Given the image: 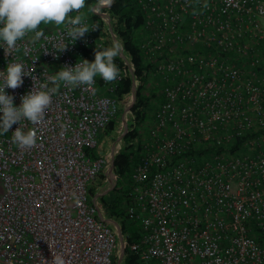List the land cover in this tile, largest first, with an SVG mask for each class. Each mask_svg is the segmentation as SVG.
<instances>
[{
  "label": "built area",
  "instance_id": "built-area-1",
  "mask_svg": "<svg viewBox=\"0 0 264 264\" xmlns=\"http://www.w3.org/2000/svg\"><path fill=\"white\" fill-rule=\"evenodd\" d=\"M134 1L143 16L136 43L155 107L127 142L136 157L125 213L137 222V235L128 239L120 229L119 264L125 250L138 264H264V0H207V8L204 0ZM105 9L83 10L97 28L74 43L65 25L54 24H41L45 36L29 33L12 54L0 43V71L14 61L35 69L21 87L5 89L14 106L62 66L91 62L96 47L121 40ZM114 62L117 80L96 77L95 92L62 85L42 124L22 120L0 135V264H51L52 253L65 264H116L113 218L88 193L99 172L104 180L95 193L116 181L110 153L95 149L118 112L119 82L133 73L125 53ZM19 126L37 128L35 147L12 142Z\"/></svg>",
  "mask_w": 264,
  "mask_h": 264
},
{
  "label": "clouds",
  "instance_id": "clouds-1",
  "mask_svg": "<svg viewBox=\"0 0 264 264\" xmlns=\"http://www.w3.org/2000/svg\"><path fill=\"white\" fill-rule=\"evenodd\" d=\"M226 2L231 6V0ZM112 3L113 0H102L104 7H111ZM87 6V0H0V43L5 46V54H12L17 49V42L29 33H34V39L37 40L44 37L41 24L65 25L66 34L73 43L78 38H83L90 30L97 28L87 23L88 17L83 12ZM96 6H101V0H97ZM207 7V0H204L203 8ZM72 13L76 15L72 16ZM65 48L66 44H63L58 50ZM124 51V44L119 39H114L109 47H96L93 61L80 59L73 66H62L45 83H41L39 87L33 86L31 91L21 96L18 107L14 106V97L6 94L5 89L15 90L21 87L22 77L32 76L35 69L33 67L29 70L19 61L7 64L4 71H0V135L8 133L13 124L20 125L22 120L36 126L42 124L52 104V97L62 85L70 89L85 86L95 92L96 77H100L105 83L117 80L120 69L114 60ZM59 127L62 130L60 135L63 136L67 125L61 123ZM12 133V142L22 149H31L37 144L36 127L25 131L19 126ZM45 264L48 262L45 261ZM51 264H65V260L61 255L52 253Z\"/></svg>",
  "mask_w": 264,
  "mask_h": 264
},
{
  "label": "trees",
  "instance_id": "trees-1",
  "mask_svg": "<svg viewBox=\"0 0 264 264\" xmlns=\"http://www.w3.org/2000/svg\"><path fill=\"white\" fill-rule=\"evenodd\" d=\"M97 3V0H87V5L91 6ZM109 16L112 20V28L116 35L121 39L124 44L128 60L133 67V77L137 82L135 90V99L130 105L129 110L134 115L136 124L131 128V119L127 121V130L121 138V144L113 155L112 170L116 174V181L114 185L104 194L98 196V201L105 211L107 216L115 219L121 231L129 233L128 239H132L137 235V222L130 220L126 213L125 208L128 206L129 200L126 199V191L128 189L127 172L136 157V149H132L128 140L137 133V125L147 122L155 103L150 100V93L145 92L146 87V74L142 71V57L136 43V32L141 26L143 16L142 12L137 7L134 0H113L111 7H106ZM92 18H98L96 14H92ZM131 90V78L129 75L123 76L115 94L121 99L122 93H127ZM147 110H151L149 115ZM119 112V110H118ZM119 123L117 114L115 118L109 120L105 127L100 131V134L107 133L113 130ZM104 180V175L99 172L96 179L88 188L89 195L95 193L96 187L101 185ZM263 241V239H260ZM264 244V243H263ZM122 264H138L135 255L129 254L125 250Z\"/></svg>",
  "mask_w": 264,
  "mask_h": 264
},
{
  "label": "rangeland",
  "instance_id": "rangeland-1",
  "mask_svg": "<svg viewBox=\"0 0 264 264\" xmlns=\"http://www.w3.org/2000/svg\"><path fill=\"white\" fill-rule=\"evenodd\" d=\"M84 11H86V10H84ZM135 85H137V82L135 83ZM145 92L147 93V88L146 87H145ZM130 97H131V94H130V91H129L127 94H125L120 99L119 108H118L119 112H117V118L119 120V123L116 125V127L113 130H111V131H109L107 133H105V132L102 133V134L99 133L98 136H97V142H96L95 149L98 152H100L102 155H105L106 156V154L110 153V148H111V145L112 144H115V148H118V146L122 142L121 139L120 140H116V137L122 131V125H121V122H120V120H121V114L123 113L124 107L130 102ZM150 100L153 101V99H151V98H150ZM150 111L151 110H147V114L148 115H149ZM124 116H125V118H126L127 121L130 119L129 118V114H127V112H125V115ZM134 123L136 124V122H134ZM103 188H104V184L99 187V190L102 191V190H104ZM97 189L98 188H96V190ZM96 190H95V192H96ZM104 193H106V192H104ZM104 193H102V194H104ZM98 196H97V200H98Z\"/></svg>",
  "mask_w": 264,
  "mask_h": 264
},
{
  "label": "water",
  "instance_id": "water-1",
  "mask_svg": "<svg viewBox=\"0 0 264 264\" xmlns=\"http://www.w3.org/2000/svg\"><path fill=\"white\" fill-rule=\"evenodd\" d=\"M94 5L96 6L97 3H95ZM101 6H103V5L101 4ZM101 14L104 15V13H101ZM105 16L107 17V20H108V28H109V30H111L112 24H111L110 16L107 13H105ZM130 78H131V97H130V102L125 106V108L123 110V113L121 114V120H120V122H121V125H122V131L116 137V140H120L121 137L123 136V134L125 133L126 129H127V120H126V118H125L124 115H125V112L127 110H129L130 105L133 103V101L135 99L136 86H135V83H134V77H133V73L132 72H130ZM114 153H115V144H112L111 145V148H110V163H109V166H108V171H111V169H112V160H113ZM114 182H115V179H109V186L105 187L104 190L95 193V196H97L99 194H102V193L108 191L113 186ZM111 221L115 225L116 234H117V238H118V241H119V255H118V257L115 260L116 264H119L120 263L121 256H122V254L124 252V248H123V245H122L121 232H120L119 225H118V223L115 220L111 219Z\"/></svg>",
  "mask_w": 264,
  "mask_h": 264
}]
</instances>
